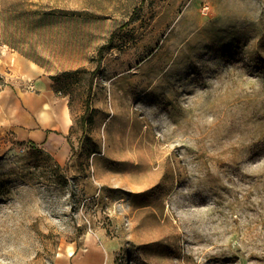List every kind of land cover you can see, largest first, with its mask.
Listing matches in <instances>:
<instances>
[{"label":"rangeland","instance_id":"obj_1","mask_svg":"<svg viewBox=\"0 0 264 264\" xmlns=\"http://www.w3.org/2000/svg\"><path fill=\"white\" fill-rule=\"evenodd\" d=\"M108 6L90 2L91 49L117 26L100 62L54 77L68 159L0 131V264H67L88 233L110 264H264V0Z\"/></svg>","mask_w":264,"mask_h":264},{"label":"crops","instance_id":"obj_2","mask_svg":"<svg viewBox=\"0 0 264 264\" xmlns=\"http://www.w3.org/2000/svg\"><path fill=\"white\" fill-rule=\"evenodd\" d=\"M24 1L27 0H0V73L11 80L10 85L0 90V131L11 132L18 143L41 147L57 162L64 163L71 149L67 137L73 128V119L69 103L56 90L54 77L60 72L75 71L89 65L99 48L91 49L86 36L93 37L89 41L94 46L98 45L96 37L99 33L89 27L96 26L101 15L91 13V0H49L48 11L42 9L43 0H32L34 9L28 19L32 20L30 32L42 45L35 44L30 55L28 47L15 39L29 35L28 28L26 31L22 24L26 20L22 16ZM140 1L99 0L110 5L102 19H128ZM121 5L133 6L126 7L123 13ZM65 23L69 24L68 28L62 27ZM59 35L71 36L64 43L68 48L63 49V44L59 46ZM13 60L18 65V68L15 66L17 69L10 66ZM55 69H59L58 73L54 72ZM96 240L100 248L96 255L101 254L99 264H110L107 247L100 245L97 237ZM86 248L84 238L83 250ZM77 255L78 252L66 257L67 264H73Z\"/></svg>","mask_w":264,"mask_h":264},{"label":"bare ground","instance_id":"obj_3","mask_svg":"<svg viewBox=\"0 0 264 264\" xmlns=\"http://www.w3.org/2000/svg\"><path fill=\"white\" fill-rule=\"evenodd\" d=\"M85 243L87 248L83 250H73L71 246L66 249L67 256H73L78 252V255L73 259V264H99V258L101 254L96 255V251L99 252L100 248L97 246L96 237L90 233L85 236Z\"/></svg>","mask_w":264,"mask_h":264},{"label":"trees","instance_id":"obj_4","mask_svg":"<svg viewBox=\"0 0 264 264\" xmlns=\"http://www.w3.org/2000/svg\"><path fill=\"white\" fill-rule=\"evenodd\" d=\"M114 35V33L111 34L110 38H109V41L107 43H105L104 45L100 46L98 51H97V60H98V63L100 62V60L102 59L103 57V52L106 48H109L110 47V39H112V36ZM68 143L70 145V148L72 149V146L68 140Z\"/></svg>","mask_w":264,"mask_h":264},{"label":"built area","instance_id":"obj_5","mask_svg":"<svg viewBox=\"0 0 264 264\" xmlns=\"http://www.w3.org/2000/svg\"><path fill=\"white\" fill-rule=\"evenodd\" d=\"M28 89H29V90H32V87H31L30 85H28Z\"/></svg>","mask_w":264,"mask_h":264}]
</instances>
